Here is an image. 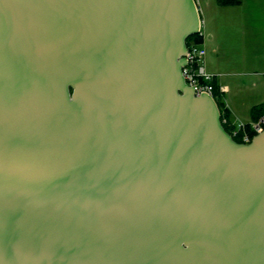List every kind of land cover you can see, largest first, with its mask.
<instances>
[{
	"label": "water",
	"instance_id": "1",
	"mask_svg": "<svg viewBox=\"0 0 264 264\" xmlns=\"http://www.w3.org/2000/svg\"><path fill=\"white\" fill-rule=\"evenodd\" d=\"M195 0H0V264H264V130L185 83Z\"/></svg>",
	"mask_w": 264,
	"mask_h": 264
},
{
	"label": "rangeland",
	"instance_id": "2",
	"mask_svg": "<svg viewBox=\"0 0 264 264\" xmlns=\"http://www.w3.org/2000/svg\"><path fill=\"white\" fill-rule=\"evenodd\" d=\"M195 2L206 36V61L211 45L217 47L218 52L211 54L215 65L223 70L217 81L230 88L231 93L225 95L226 102L232 109V117L244 123L246 106L257 99L263 79L252 69L254 58L250 60L252 63L248 61L258 54L259 40L264 37V21H260L264 19V2L241 0L236 6H221L217 0Z\"/></svg>",
	"mask_w": 264,
	"mask_h": 264
},
{
	"label": "built area",
	"instance_id": "3",
	"mask_svg": "<svg viewBox=\"0 0 264 264\" xmlns=\"http://www.w3.org/2000/svg\"><path fill=\"white\" fill-rule=\"evenodd\" d=\"M206 36L202 30V22L196 36L186 42V64L182 68L185 83L193 90L196 96L208 95L218 106L220 122L233 139H239L241 144H249L251 140L264 130V114L256 120L245 124L234 119L226 102L225 94L228 87L217 85L220 75L209 73L206 69Z\"/></svg>",
	"mask_w": 264,
	"mask_h": 264
},
{
	"label": "crops",
	"instance_id": "4",
	"mask_svg": "<svg viewBox=\"0 0 264 264\" xmlns=\"http://www.w3.org/2000/svg\"><path fill=\"white\" fill-rule=\"evenodd\" d=\"M263 2H264V0H263ZM260 21H264V19H262ZM216 52H218V48L217 47L213 48V45H211L210 52H209V58L206 61V69L209 73H212L215 75H220V78H221L223 75V74H221V72L223 70H222L221 66L215 65V63L213 61L214 57L211 56V54L216 53ZM252 58H254L253 63L250 61ZM248 62H249V64H250V62L252 64H254V66H252V69H254L256 71L255 72L256 76L261 77L263 79H262V82L260 81L261 83L259 85V89L257 90V99L254 100L255 102H252L251 106H246V112H244V123L245 124H248V123L255 120V115L252 113V109L254 107L264 106V37H263V39L259 40L258 54H256L254 57H251ZM244 65H245V63H244ZM244 73L242 74L243 76L246 75ZM217 85L227 86L225 84H221L220 81H217ZM230 93H231V90L228 87V93L225 95L227 96Z\"/></svg>",
	"mask_w": 264,
	"mask_h": 264
},
{
	"label": "trees",
	"instance_id": "5",
	"mask_svg": "<svg viewBox=\"0 0 264 264\" xmlns=\"http://www.w3.org/2000/svg\"><path fill=\"white\" fill-rule=\"evenodd\" d=\"M217 3L221 6H236L241 3V0H217ZM252 113L255 115V120L264 114V106L254 107ZM237 143H240L239 139H234Z\"/></svg>",
	"mask_w": 264,
	"mask_h": 264
}]
</instances>
